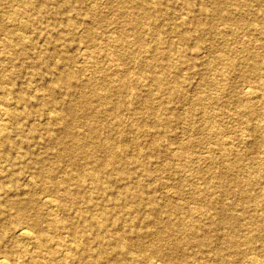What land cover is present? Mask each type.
I'll return each instance as SVG.
<instances>
[{"label":"rangeland","instance_id":"1","mask_svg":"<svg viewBox=\"0 0 264 264\" xmlns=\"http://www.w3.org/2000/svg\"><path fill=\"white\" fill-rule=\"evenodd\" d=\"M77 8L78 22L74 30L69 31L66 24L67 12L63 10L60 0L44 1L40 6L31 8V16L38 17L32 28L24 30L18 29L21 15L12 16L13 6L0 0V22L3 23L5 30H13L26 40L32 42V49L27 53L22 51L20 45L16 46V59L14 61L0 62V124H4L6 131L11 137L8 141H0V183L9 186L10 196H23V189L28 186H36V197H42L48 192L45 186L46 180L52 178L58 186H76L77 173L80 169L90 170V164L82 162L75 163L70 153L57 159L54 152L58 149V144L53 141V136L64 137L59 124L53 120L55 111L59 108L54 107L49 98V91L44 85L52 82L55 78L58 64L59 68L70 69L75 72L76 78L84 81L88 85L89 96H92V104H98V117L106 125L103 133L96 140L103 139L111 132L110 127L114 118L110 110L100 105L101 95L105 92V86L110 85L115 88L118 85L120 69L127 66L128 78L132 80V90L137 92L134 99H130L129 94L124 89H116L109 94L112 99H119L123 109L128 110V114L118 122L119 127L125 134L122 141L113 131L115 136L112 139V146L115 149H124V157L133 159L138 154L139 158L147 163L149 175L140 174L138 163H130L128 170L134 174V180L144 183L150 194L163 205L161 212L154 215L149 209V205L142 203L138 209V219L141 229L158 231L163 230L167 218H184L188 223L204 222L209 225L214 215L200 209L189 211V206H201L200 202L205 195L204 188L211 186L208 194L210 197L221 201L234 200L235 205L240 197V191L228 181L230 193H221V186L216 183L222 176H227L224 172L225 161L236 157L230 150L218 147V142L224 141L243 151V159L250 166L258 165L264 180V160L254 158L251 144L247 142V128L241 117L224 112L230 109L233 104L229 102L225 109L212 103H208L209 97L219 92L217 82L224 78L228 80L227 94L233 90H240L245 83L232 72L221 71L222 63L217 60L210 48L228 42V49L225 54L238 56L241 45L246 43L249 38L261 37L258 31L246 32L244 28L235 23H227L222 20L218 23V33H201L197 31L194 20L181 13V0H156L161 2L162 11H168L167 15L160 16L153 26V30L160 32L157 38L152 36L146 42V48L140 49L139 42L133 41L130 37L126 45L118 47L112 41L113 36L120 30L128 33L134 32V28L129 24H124L125 16L121 14L120 8L110 0H70ZM144 6L149 5L148 0H141ZM192 6L197 15L199 12L200 0H191ZM208 7L213 3L206 0ZM249 7H256L254 1H249ZM167 6H171L166 10ZM231 7V5H229ZM134 11H140V7H133ZM232 11H235L232 9ZM201 17L212 19L209 14L201 13ZM236 16L239 14L234 13ZM245 16V15H244ZM249 16H245L247 19ZM15 18V19H14ZM62 20V21H61ZM15 25V26H14ZM175 25V28L172 27ZM143 30V27L138 30ZM180 30L189 32L187 39L180 38ZM6 39L5 34L0 35L1 39ZM231 38V39H230ZM228 39V41H225ZM4 41V40H3ZM2 42V41H1ZM0 42V43H1ZM174 44V45H171ZM116 49V50H115ZM197 51H194V50ZM12 51L11 47L5 46L0 49L6 54ZM181 51L185 57L181 73L187 81H180L181 88L186 92L185 95L161 94L151 101L157 105L159 102H166V106H161L153 112L147 110L145 99L149 96L150 84L146 82L145 74L139 62H146L150 56H156L157 65L155 71L168 70L166 58L173 56L177 58ZM38 54L41 55L38 57ZM71 55L73 59L67 61L64 56ZM178 60V59H177ZM176 60V61H177ZM47 67V68H46ZM4 69H20V74L7 82L1 77ZM54 70L51 71V70ZM50 71L52 73H50ZM34 76H32V73ZM55 73V74H54ZM111 74V75H107ZM166 85H172L173 79L168 73ZM3 86L12 87L11 92L3 96ZM81 88L74 86L72 90H65L61 85L56 87L54 96L58 104H70L78 102ZM98 92V95H93ZM156 92V91H155ZM24 94L25 100L16 101V94ZM91 93V94H90ZM240 93V92H239ZM156 96V95H155ZM253 97V96H252ZM71 101V102H70ZM130 101H132L130 103ZM251 104L260 111L264 110V101L250 99ZM70 102V103H69ZM97 103V104H95ZM77 108L83 106L77 104ZM132 110V111H131ZM133 110H137L134 113ZM88 111V110H85ZM159 114L168 118V122L157 125L153 124L155 115ZM264 124V118H262ZM1 124V125H2ZM137 126L148 128L135 129ZM258 141L264 137V125L256 131ZM186 143L188 146H183ZM264 150V145H260ZM46 157L41 162H36L37 158ZM115 167L118 165H114ZM113 174L100 172L99 179L102 184L109 186L110 194L105 193L103 202L110 209H114L110 199L116 195L117 191L123 190L124 186L129 185L125 178H116L115 169H111ZM71 174L65 180V175ZM229 177L232 173L227 172ZM217 175L214 177V175ZM35 184L31 185V180ZM89 179L85 182L88 183ZM131 182V181H130ZM175 184V186H174ZM85 186V185H84ZM258 186L254 185L250 189L252 193H260ZM81 193H85V187L81 188ZM192 194V195H191ZM197 196H196V195ZM195 196V197H190ZM177 205V208L175 207ZM43 207V206H42ZM45 212L48 210L45 206ZM74 211V210H72ZM91 210H86L89 213ZM58 217L61 218L59 212ZM3 224H13L6 213H0V227ZM55 233L48 235V242L53 247H59L56 242L64 239L66 233ZM170 238V237H169ZM147 241L157 242L152 234L148 235ZM28 248L25 239H17L15 243L6 242L0 248L5 250L7 258L12 262L20 264H40L43 255L37 254ZM63 246V245H62ZM189 250L194 251L192 243H188ZM29 249V248H28ZM57 249V248H56ZM41 254V253H40ZM153 259V257L151 258ZM111 264H116L113 259ZM76 264V263H75Z\"/></svg>","mask_w":264,"mask_h":264},{"label":"bare ground","instance_id":"2","mask_svg":"<svg viewBox=\"0 0 264 264\" xmlns=\"http://www.w3.org/2000/svg\"><path fill=\"white\" fill-rule=\"evenodd\" d=\"M4 1L14 7L12 16H22L19 19L18 29L24 30L32 28L38 18L31 16V8L41 7L44 1L51 0ZM110 1L117 5L121 14L125 16L123 23L135 29L131 33L120 30L113 36L112 41L118 47L126 45L130 37L133 41L139 42L140 49L146 48L148 38L160 36V32L152 29L158 18L164 14L167 15V19L169 18L168 11H162L161 2L156 0H148L150 3L146 6L141 0ZM205 1L200 0L198 11L209 14L212 19L201 17V13L197 15L191 0L180 2L181 13L194 20L197 31L202 34L205 32L218 33L220 31L216 23L218 20H222V23H235L244 28L246 32L253 30L261 33V37H251L241 45L238 56L225 54L224 51H227L229 46L228 42L210 48L213 56L222 63L221 71L232 72L245 83L240 90L230 91L228 97H224L223 95L227 94L229 82L227 78L222 79L217 82L219 92L209 97L208 103L222 109H225L224 107L229 102L233 104L232 108L223 111L242 118L248 131L245 144H251L254 158L259 157L260 160H264V150L259 148L260 145H264V137L260 142L256 133L264 125L262 123L264 110L259 112L250 101L253 98L264 101V0H251L256 3V7L253 8L249 7L250 0H210L213 3L212 7H208ZM60 3L63 10L67 12L66 24L69 31H72L78 22L77 8L70 0H60ZM133 7H140L141 10L134 11ZM170 7L167 6L166 10ZM244 15L249 17L245 19ZM140 27H143V30H138ZM172 27L175 28V25ZM179 33L182 40L188 38L189 32L180 30ZM1 34H5L7 38L0 40L2 41L0 49L8 46L12 51L7 54L2 53L0 62L14 61L17 45L22 47L24 53L33 48L30 40L24 39L12 29L5 30L2 22H0ZM179 52L175 60L173 56L166 58V64L169 65L168 70L155 71L154 67L157 65L155 55L150 56L142 64L138 63L146 75L144 80L148 82V85H152L149 88V96L145 99L148 111L153 112L167 105L163 104L166 102H159L157 105L154 100L152 102L151 95L154 93H158L153 96L154 99L161 94L169 96L186 94L180 84V81H187L181 73L185 57L181 51ZM39 56L41 58L40 54ZM64 59L71 61L73 56L66 55ZM54 67L58 69L55 71L54 80L44 85L45 89L50 92L49 103L59 108V111L53 114V120L59 124L64 133V137L53 136V141L58 144L54 155L59 159L70 153L75 163L90 164L91 169L79 170L74 177L76 186H58L49 177L50 179L46 180L43 186L48 192L39 198L36 197V186H28L23 189V196L17 197L10 196L9 186L0 183V213H6L13 222L11 225L3 224L0 227V246L10 241L15 243L19 238L25 239L29 248L24 245L25 250L29 252L33 250L39 255L44 254L42 256L44 260L40 264H111L113 259L116 260V264H264V180L260 173L259 162L258 165L252 167L244 161L242 149L226 144L224 141L218 142V147L230 150L236 154V157L225 161L224 173L227 176L223 177L222 174H218L222 177L216 184L221 186V193L228 194L231 191L228 181H232L241 194L237 200L238 204L235 205L234 200L220 202L210 197L207 194L211 186H208L204 188L206 196L202 198L201 206H195V208L189 206L188 210L200 209L201 212L211 213V210L218 204L211 213L214 217L209 225L201 221L188 223L184 218H167L163 230H143L138 219L139 206L146 203L154 212L153 214L158 215L163 205L150 194L144 183L139 181L136 184L132 181L134 174L127 171L130 163L139 162L140 174L148 176L147 163L142 161L138 154L133 159L126 158L123 155L124 149L117 150L112 146V139L115 137L113 131L119 136L120 141L124 139L125 134L118 122L128 114V110L123 109L119 99H112L109 94L118 88L126 90L130 99L137 96V92L131 89L132 80L128 78L127 66L120 69L117 87L111 88L110 85H106L105 92L101 95L100 105L110 110L114 121L110 127L111 132L99 140L96 138L103 133L102 129L106 123L98 117V104H92V96L87 94L88 85L77 79L74 71L59 68L58 64ZM4 70L6 71L1 73V77L7 82L20 74V69ZM51 71L54 72L53 69ZM31 73L32 76L37 74V72ZM166 73L171 75L174 82L172 85H166ZM58 85L67 91L72 90L74 86L80 87L81 94L78 102L58 104L54 96ZM11 89L10 86H3V96L11 92ZM93 95L97 96L98 92H94ZM14 99L22 101L26 99V96L19 93ZM78 103L83 108H77ZM133 112L137 113V110ZM166 122L168 118L156 114L153 124L160 125ZM1 124L0 141L6 142L11 136L4 131V124ZM135 129L149 131L143 126H137ZM183 146L187 147L188 144L184 143ZM45 158L39 157L36 162H41ZM112 168L116 170V178L128 180L126 185L134 182L132 185L124 186L123 190L117 191L116 195L110 199L113 201L111 205L114 209H110L103 202L105 193L112 192L109 186L100 182L98 175L100 172L113 174ZM227 172L232 173L233 176L229 177ZM70 175L67 173L64 176L65 180L71 179ZM88 179V183H85ZM30 184H35V180L32 179ZM254 185L261 189L260 193L255 194L250 191ZM84 187L86 191L81 193L80 189ZM44 206L54 212H45ZM175 207L177 208V205ZM88 209L91 211L85 213ZM59 212L61 218L58 217ZM62 232L66 235L64 239L61 238L56 242V245H59L57 249L52 244H46L49 234L58 233L60 234L58 236H61ZM150 234L157 242L147 241L146 238ZM188 243H192L195 247L194 251L188 249ZM8 247L11 249L10 246H5V250L0 248V264H20V262L14 263L7 258L6 253L11 252L7 250Z\"/></svg>","mask_w":264,"mask_h":264}]
</instances>
